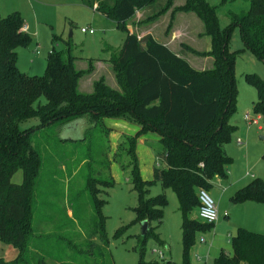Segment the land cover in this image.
<instances>
[{
  "label": "trees",
  "instance_id": "16d2710c",
  "mask_svg": "<svg viewBox=\"0 0 264 264\" xmlns=\"http://www.w3.org/2000/svg\"><path fill=\"white\" fill-rule=\"evenodd\" d=\"M81 1L90 8L97 4L98 12L127 32L121 49L109 59L119 89L101 77L94 82L92 92H82L80 79L93 72L94 59L88 60L87 69L79 70L77 56L70 48L67 51L54 48L41 76L21 72L16 65L17 48L26 47L30 36L23 31L24 23L18 13L0 18V242L18 251L13 260L1 259L0 264H50L36 246L40 235L33 227L34 191L42 156L32 141V134L54 124L68 126L81 119L97 126L105 117L125 118L141 125L136 136H124L120 144L130 156L126 167L131 168V182L138 194L134 222H149V229L142 235L141 254L149 237L164 244L153 223L162 222L168 199L165 194L149 196L151 186L160 182L164 188L173 189L178 197L183 214L182 264H191L197 233L214 225L190 217L200 205L199 190H210L217 177L227 178L232 163L225 144L233 132L227 118L236 110L237 56L249 50L264 64V0H250L247 11L231 13L225 28L220 26L216 7L207 0H186L179 7L182 12L196 13L204 25L202 34L211 39V48L207 51L189 47L197 55L213 58L212 67L205 70L194 68L151 34L140 38L136 32L129 31L127 22L137 10L155 0ZM171 1L168 0L164 11ZM236 27L240 29L244 48L231 51V36ZM247 80L258 91L256 113H264V79L252 73L247 75ZM41 96L46 102L34 105ZM31 118H36L38 124L19 127L20 122ZM147 132H157L161 144L152 180L143 179L136 153L137 137ZM91 162L92 159L86 161ZM63 167L68 171L67 166ZM18 170L22 171V181L15 184L11 178ZM76 173L77 169L67 177L70 179ZM115 184L113 177L102 179L93 173L86 179L95 211L92 234H99L104 242L108 241V217L104 213L107 201L101 195ZM232 201L264 202V179L256 178L239 189ZM68 216L77 225L72 209ZM122 231L119 229L116 235ZM231 242L232 254L222 250L214 264H264V234L240 228ZM138 264L175 263L163 259Z\"/></svg>",
  "mask_w": 264,
  "mask_h": 264
},
{
  "label": "rangeland",
  "instance_id": "374dc122",
  "mask_svg": "<svg viewBox=\"0 0 264 264\" xmlns=\"http://www.w3.org/2000/svg\"><path fill=\"white\" fill-rule=\"evenodd\" d=\"M174 1H171L167 9L171 11L167 15L164 9L168 0H155L141 8L146 9L147 18L144 24L148 21L157 22L153 32L159 39H166L165 36L173 28L176 15L179 13H189L187 16L194 18L195 34L203 25L196 13L180 11L179 7L184 5L186 0H177L178 6H174ZM207 1L216 7L221 28L230 23L231 13L244 12L250 7V0ZM14 12L20 15L30 36V42L26 47L17 48L16 65L21 72L31 76L44 74L47 58L54 48L65 51L70 48L73 55L93 59L111 54L114 56L121 49L127 36V32L118 28L114 20L85 6L81 0H0V18ZM179 22L182 23L180 19ZM138 25L143 26L133 20L127 22L128 28L132 26V29H136ZM83 27H92L96 32L83 33L81 31ZM24 29L23 27V31ZM139 31L141 32L137 30ZM206 37L210 39L209 36ZM177 42L175 43L177 50L182 49L188 52V55L191 53L189 58L194 64H205L207 61L209 68L212 66V58L207 60L206 56L197 55L189 50L190 45L182 43L180 47ZM198 46L206 49L207 43L202 40ZM243 48L240 29L236 27L231 36L230 50ZM80 66L82 65H79V70L86 69V66ZM252 73L264 79V64L249 50H243L237 56L234 66L236 110L227 118L228 124L233 126V132L225 144V149L232 163L229 165L227 178H215L213 187L207 190L214 199L219 213L227 216L219 228L212 225L197 233L196 247L200 243L206 246L204 253H197L202 258V263L197 264H214L221 249L232 254L231 241L240 228L264 234V202L232 201V197L239 189L256 178L264 179V113L255 111L259 99L258 91L247 80V75ZM83 79H87V76ZM80 90L85 92L90 89L81 87ZM44 102L46 98L41 96L34 105ZM247 113L253 117L261 115L262 129L245 118ZM37 124L38 120L31 118L20 122L19 127L24 129ZM31 138L41 150L42 156V166L34 191L33 227L35 233L40 235L36 246L46 256L48 263L160 262L164 257L158 252L162 251L166 254L165 260L182 264L183 214L175 191L164 188L160 182L151 186L149 196L165 194L168 199L162 222L153 223L164 244L149 237L145 243V252L141 254L142 225L134 222L137 218L135 207L138 205V194L131 182V168L126 167L130 156L122 145L115 150L113 140L109 137L108 123L104 119L97 126L87 119L75 121L68 126L54 124L34 132ZM66 138L78 140L70 141L65 140ZM122 142L123 138L120 144ZM147 145L154 154L161 150L159 141H150ZM139 153L143 157L142 146L139 147ZM91 159V164L86 163ZM63 166H67L68 171L64 170ZM75 169L77 173L69 179L67 174H71ZM89 173L102 179L113 177L116 182L115 186L106 189L107 192L101 195L107 201L104 207V213L108 217L106 242L101 240L99 234H92L95 211L86 189ZM21 181L22 171L18 170L13 174L11 182L19 184ZM69 209L75 212L77 225L69 219ZM190 217L203 222L197 211L192 212ZM119 229L123 231L116 235ZM17 252L11 245L0 242V260L11 261ZM190 259L193 264L192 253Z\"/></svg>",
  "mask_w": 264,
  "mask_h": 264
},
{
  "label": "crops",
  "instance_id": "0c3cea01",
  "mask_svg": "<svg viewBox=\"0 0 264 264\" xmlns=\"http://www.w3.org/2000/svg\"><path fill=\"white\" fill-rule=\"evenodd\" d=\"M174 2H175L174 6L179 5L177 0H175ZM97 6L98 5L95 4L94 8H92V9L94 11H97L96 10ZM166 11H167V13L165 15H167L171 10L170 11L166 10ZM145 12H146V9H139V10H137L134 17H132L130 19V20L135 21L138 24H143L142 27H140V25L136 26V29H132L133 27L131 26L129 28V29H131L130 30L131 32H136L140 38H143L144 36L151 34L159 42H162L163 44L167 45L171 50H173L179 56L188 60L189 63L194 68H196L198 70H205V69L209 68V66H208L209 64L207 63V61L205 64L204 63L194 64L192 62V60L189 58V55L191 53H189V55H188L187 54L188 52L183 51L182 49L177 50V48H176L177 46L175 45V43L178 40L179 42H177V43H179L180 47L182 46L181 45L182 43H186L198 51L209 50L211 48V40L202 34L204 31V25H202V27L198 28V30H196L197 32L195 34V30H194L195 28H193L194 18L187 16L189 13H179L176 15V19H175L173 28L170 30V32L168 34H166V36H165L166 39H159L154 35V32H153V28L157 26L156 25L157 22H151V21H148V19H147L146 21H148V23L144 24V23H146L144 21L147 18L145 16ZM100 14H102V13H100ZM103 16H105V15H103ZM179 19L182 23L179 22ZM188 24H190V26ZM199 24H201V23H199ZM23 27L25 28L24 30L26 32V30H27L26 25H24ZM137 30H141V32L140 31L137 32ZM205 38H207V39H205ZM202 40H204V42L207 43L206 49H201L198 46ZM180 47H179V49H180ZM111 56H112V54L110 56H106V57L95 58L94 62H93V65H94L93 72H91L90 74L84 75L80 79L79 88L85 87V88L90 89V90H87L85 92H88V93L92 92L94 82L96 80L100 79L101 77H104L105 81L108 85H110L113 88L119 89V85H118V82H117V79L115 76L113 66H112L111 62L109 61ZM206 58H207V60H210L209 58H212V57L206 56ZM89 59H93V58L77 56V59H76L77 68H79V65H82L80 67L86 66L85 68L87 69L89 66V61H88ZM212 60H213V58H212ZM85 76H87V79H83V78H85ZM89 80H91V82ZM86 83H87V85H86ZM104 121H106L108 123L109 137L113 140V145L115 146L114 147L115 150L118 149V146L120 145V142L124 136H136L141 130V125L139 123L134 122V121L129 120V119H125V118L105 117ZM159 140H160V135L157 132H147V133L141 134L137 137L136 153L138 156L140 173H141L144 180H152L154 178V166L156 164V158H157L156 154H154L152 152V150L148 147L147 144L150 141H159ZM140 146H142V148H143V157L139 153V147ZM142 158H144V160H142ZM217 178H219V177H217ZM219 209H221L220 206H219ZM223 219H226V216L220 214L218 223L216 222L217 224H214L216 226V228H219ZM205 250H206V246L203 243H200V245H198L197 247H196V245L193 247L192 260L193 259L195 260V261L193 260V264L202 263V261H201L202 258L197 253L198 252L204 253ZM221 251H222V249H221ZM165 255L166 254L164 253V256H163L164 259H165Z\"/></svg>",
  "mask_w": 264,
  "mask_h": 264
},
{
  "label": "built area",
  "instance_id": "2783aa9c",
  "mask_svg": "<svg viewBox=\"0 0 264 264\" xmlns=\"http://www.w3.org/2000/svg\"><path fill=\"white\" fill-rule=\"evenodd\" d=\"M81 31L83 33H90V34H94L96 32V30L92 27L90 28L83 27L81 28ZM245 118L249 122L258 125L259 129H262V126H260V120L262 118L260 114H257L256 117H253L249 113H247L245 115ZM199 200H200V205L197 210L199 214V218L203 222L209 223V224H215L216 222H218L220 214H219V211H218V208L216 206L214 199L210 195V192L207 191L206 189H200L199 190ZM225 216L227 215L225 214ZM158 253L160 254V256L162 257L164 256V253L162 251H159Z\"/></svg>",
  "mask_w": 264,
  "mask_h": 264
},
{
  "label": "water",
  "instance_id": "95a60500",
  "mask_svg": "<svg viewBox=\"0 0 264 264\" xmlns=\"http://www.w3.org/2000/svg\"><path fill=\"white\" fill-rule=\"evenodd\" d=\"M142 235H144L149 229V222L147 220L142 221Z\"/></svg>",
  "mask_w": 264,
  "mask_h": 264
}]
</instances>
